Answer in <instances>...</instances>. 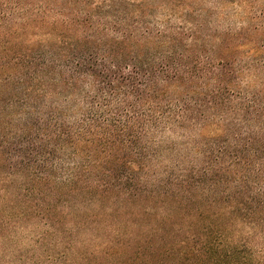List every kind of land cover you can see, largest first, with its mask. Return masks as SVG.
<instances>
[{"label":"trees","instance_id":"1","mask_svg":"<svg viewBox=\"0 0 264 264\" xmlns=\"http://www.w3.org/2000/svg\"><path fill=\"white\" fill-rule=\"evenodd\" d=\"M257 1L0 0V264H264Z\"/></svg>","mask_w":264,"mask_h":264},{"label":"rangeland","instance_id":"2","mask_svg":"<svg viewBox=\"0 0 264 264\" xmlns=\"http://www.w3.org/2000/svg\"><path fill=\"white\" fill-rule=\"evenodd\" d=\"M263 3V0H258L257 2H256V5H254V7H261L262 4ZM257 11H259V9H257ZM53 17H57V18H64L65 16H63V15H55V14H51V16H50V18H53ZM232 19L233 20H239V17L238 16H232ZM215 22V21H214ZM176 136H172V138L171 139H176V140H179V137L177 138H175ZM27 235V234H26ZM23 238V239H22ZM19 241L21 242L20 244H18V241L16 240V242H14L13 243V246L14 247H22V248H25V247H27V248H29V238H28V236H23V237H20L19 238ZM3 242H4V240H3ZM11 245L10 244H4V243H2V242H0V261H2L3 263H5V262H7V260H9L10 259V257L13 255V254H11L9 251H7V250H11ZM26 249V248H25ZM75 250H76V248H75ZM74 250V251H75ZM70 256H71V254H70ZM20 264V263H19Z\"/></svg>","mask_w":264,"mask_h":264}]
</instances>
